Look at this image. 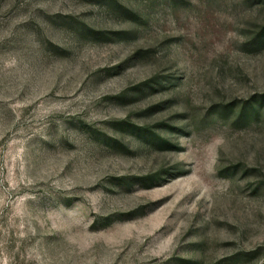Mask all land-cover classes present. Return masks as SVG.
<instances>
[{"label":"rangeland","instance_id":"obj_1","mask_svg":"<svg viewBox=\"0 0 264 264\" xmlns=\"http://www.w3.org/2000/svg\"><path fill=\"white\" fill-rule=\"evenodd\" d=\"M0 264H264V0H0Z\"/></svg>","mask_w":264,"mask_h":264}]
</instances>
